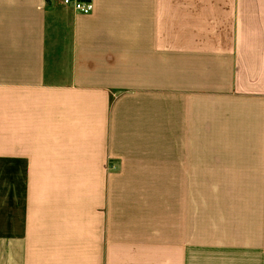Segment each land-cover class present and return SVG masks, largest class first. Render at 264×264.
Returning <instances> with one entry per match:
<instances>
[{
	"label": "crops",
	"instance_id": "0c3cea01",
	"mask_svg": "<svg viewBox=\"0 0 264 264\" xmlns=\"http://www.w3.org/2000/svg\"><path fill=\"white\" fill-rule=\"evenodd\" d=\"M91 1L0 0V264H264V0Z\"/></svg>",
	"mask_w": 264,
	"mask_h": 264
},
{
	"label": "built area",
	"instance_id": "2783aa9c",
	"mask_svg": "<svg viewBox=\"0 0 264 264\" xmlns=\"http://www.w3.org/2000/svg\"><path fill=\"white\" fill-rule=\"evenodd\" d=\"M62 5L72 8L75 12L89 14L93 11L91 0H56Z\"/></svg>",
	"mask_w": 264,
	"mask_h": 264
},
{
	"label": "rangeland",
	"instance_id": "374dc122",
	"mask_svg": "<svg viewBox=\"0 0 264 264\" xmlns=\"http://www.w3.org/2000/svg\"><path fill=\"white\" fill-rule=\"evenodd\" d=\"M160 32H162V33H168L169 34V23L167 25H163V26L162 25H159V33Z\"/></svg>",
	"mask_w": 264,
	"mask_h": 264
}]
</instances>
